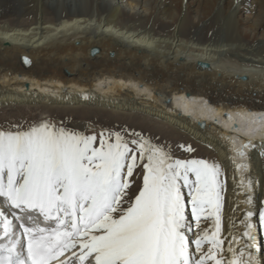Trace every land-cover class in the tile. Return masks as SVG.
Masks as SVG:
<instances>
[{
    "label": "bare ground",
    "instance_id": "1",
    "mask_svg": "<svg viewBox=\"0 0 264 264\" xmlns=\"http://www.w3.org/2000/svg\"><path fill=\"white\" fill-rule=\"evenodd\" d=\"M14 104L45 110L27 130L59 129L45 115L51 110L97 112L207 154L226 184L221 234L239 235L241 213L252 208L264 264V0H0V106ZM65 127L83 133L90 125ZM0 209L9 213L2 198ZM205 216L200 229L211 233ZM13 223L11 245L22 233ZM24 223L44 226L36 216ZM80 251L52 264H88Z\"/></svg>",
    "mask_w": 264,
    "mask_h": 264
},
{
    "label": "snow or ice",
    "instance_id": "2",
    "mask_svg": "<svg viewBox=\"0 0 264 264\" xmlns=\"http://www.w3.org/2000/svg\"><path fill=\"white\" fill-rule=\"evenodd\" d=\"M134 175L142 182L130 195ZM225 187L217 162L173 157L135 131L97 137L47 123L0 131V198L9 209L0 211L3 238L15 235L13 221L22 229L11 247L0 245V264H52L77 246L88 264H260L252 208L241 213L239 235L221 234ZM251 202V196L243 201ZM202 213L215 217L211 233L200 229L207 220ZM34 216L43 227L25 225ZM194 227L203 234L192 239L187 233Z\"/></svg>",
    "mask_w": 264,
    "mask_h": 264
},
{
    "label": "rangeland",
    "instance_id": "3",
    "mask_svg": "<svg viewBox=\"0 0 264 264\" xmlns=\"http://www.w3.org/2000/svg\"><path fill=\"white\" fill-rule=\"evenodd\" d=\"M248 3L249 1L247 2V5ZM43 111L45 110L39 107H29V106L17 105V104L10 105V106L2 105L0 106V131H5V132L25 131L29 127L34 125L35 122L38 121V119L41 118L42 114H44ZM45 115L49 116L51 123L53 124L58 123V126L60 125L59 126L60 128L65 127L66 123L70 121H75L79 119L90 125V128L89 129L87 128L82 133L86 135H97V137H99L102 131H113V132L121 131L127 138L129 132L135 131L138 134H142L143 137L150 138L152 143L165 146V149L169 151L173 157L204 158V159L209 160L207 154H204L201 151L199 152L198 149L192 146L191 147L194 148L195 151L188 152L179 147L181 143H178V144L176 143L177 145H173L175 143L172 142V145H171L169 140H167L166 137L160 135L156 131L154 130L145 131L144 130L145 128L143 127L134 128L132 127V125H130L129 121L125 122L123 121L124 119L123 120L118 119L114 115L101 114L97 112L96 113L95 112L86 113V115H83V111L81 110L74 111L73 109H65L63 111L62 110H51L47 112ZM135 122L137 121H134L133 123L134 126H135ZM142 122L144 123L145 121H142ZM210 161H213V160L210 159ZM136 171L137 173H139L140 170L137 169ZM134 180H135V183L133 184L130 190V193H129L130 195L132 193H135L138 190V186L142 182V178L139 176H135V175H134ZM263 204H264V201H263ZM0 211H3V210L0 209ZM202 214H203L202 217H204L206 213H202ZM212 218H213V227L211 229L212 231H214L215 217L212 216Z\"/></svg>",
    "mask_w": 264,
    "mask_h": 264
},
{
    "label": "water",
    "instance_id": "4",
    "mask_svg": "<svg viewBox=\"0 0 264 264\" xmlns=\"http://www.w3.org/2000/svg\"><path fill=\"white\" fill-rule=\"evenodd\" d=\"M90 52L92 54H96L97 53V49L96 48H91ZM217 107H221V108H231L232 106H229V105H226V104H221L220 105H217ZM239 107V106H238ZM241 108V107H240ZM242 109H245V108H242ZM245 110H248V109H245Z\"/></svg>",
    "mask_w": 264,
    "mask_h": 264
}]
</instances>
